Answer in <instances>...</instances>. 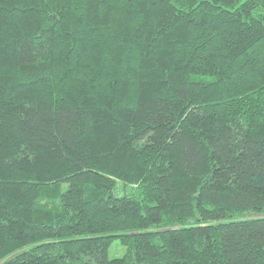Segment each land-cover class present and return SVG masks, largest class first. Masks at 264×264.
Instances as JSON below:
<instances>
[{
    "label": "trees",
    "instance_id": "1",
    "mask_svg": "<svg viewBox=\"0 0 264 264\" xmlns=\"http://www.w3.org/2000/svg\"><path fill=\"white\" fill-rule=\"evenodd\" d=\"M0 262L264 264V0H0Z\"/></svg>",
    "mask_w": 264,
    "mask_h": 264
},
{
    "label": "rangeland",
    "instance_id": "2",
    "mask_svg": "<svg viewBox=\"0 0 264 264\" xmlns=\"http://www.w3.org/2000/svg\"><path fill=\"white\" fill-rule=\"evenodd\" d=\"M130 191V187L126 188L123 186V184H119V189H118V193H125V192H129ZM55 205H53L52 203H49V207L50 208H54ZM126 247H124L119 240H116L113 242V244L111 245L110 249H109V257L111 259L113 258H118V257H123L126 253ZM0 264H2V262H0Z\"/></svg>",
    "mask_w": 264,
    "mask_h": 264
}]
</instances>
